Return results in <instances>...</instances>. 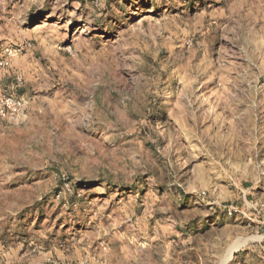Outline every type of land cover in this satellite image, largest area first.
Segmentation results:
<instances>
[{"label": "rangeland", "instance_id": "374dc122", "mask_svg": "<svg viewBox=\"0 0 264 264\" xmlns=\"http://www.w3.org/2000/svg\"><path fill=\"white\" fill-rule=\"evenodd\" d=\"M7 49L0 264H264V0H0Z\"/></svg>", "mask_w": 264, "mask_h": 264}, {"label": "built area", "instance_id": "2783aa9c", "mask_svg": "<svg viewBox=\"0 0 264 264\" xmlns=\"http://www.w3.org/2000/svg\"><path fill=\"white\" fill-rule=\"evenodd\" d=\"M17 51L7 49L5 57L0 58V69L9 67L11 58L16 55ZM24 102L21 99L3 96L0 98V117L1 118H20L24 113Z\"/></svg>", "mask_w": 264, "mask_h": 264}, {"label": "bare ground", "instance_id": "6f19581e", "mask_svg": "<svg viewBox=\"0 0 264 264\" xmlns=\"http://www.w3.org/2000/svg\"><path fill=\"white\" fill-rule=\"evenodd\" d=\"M237 247H238V246H235L234 248L232 247V249L230 250V253H229L227 259H228V258L230 259V257L232 256L233 251H234Z\"/></svg>", "mask_w": 264, "mask_h": 264}, {"label": "water", "instance_id": "95a60500", "mask_svg": "<svg viewBox=\"0 0 264 264\" xmlns=\"http://www.w3.org/2000/svg\"><path fill=\"white\" fill-rule=\"evenodd\" d=\"M233 256H234V254H233ZM233 256H232V257H233Z\"/></svg>", "mask_w": 264, "mask_h": 264}]
</instances>
